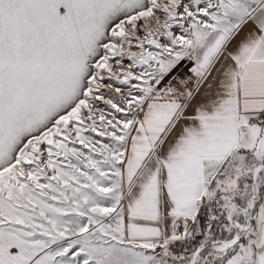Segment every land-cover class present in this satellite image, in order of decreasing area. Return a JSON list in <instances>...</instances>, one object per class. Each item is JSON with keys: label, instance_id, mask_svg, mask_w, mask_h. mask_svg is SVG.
Wrapping results in <instances>:
<instances>
[{"label": "snow or ice", "instance_id": "snow-or-ice-1", "mask_svg": "<svg viewBox=\"0 0 264 264\" xmlns=\"http://www.w3.org/2000/svg\"><path fill=\"white\" fill-rule=\"evenodd\" d=\"M0 264H264V0H0Z\"/></svg>", "mask_w": 264, "mask_h": 264}]
</instances>
